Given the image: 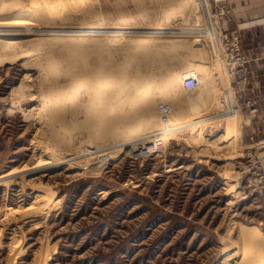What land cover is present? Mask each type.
Segmentation results:
<instances>
[{
  "label": "rangeland",
  "instance_id": "rangeland-1",
  "mask_svg": "<svg viewBox=\"0 0 264 264\" xmlns=\"http://www.w3.org/2000/svg\"><path fill=\"white\" fill-rule=\"evenodd\" d=\"M24 1V5L30 4ZM78 3H90L85 8L96 17L88 13L85 18L73 19ZM39 4L29 5L30 12H37ZM41 4L63 11L50 25L65 29L100 22L142 28L180 27L186 22V27H192L186 18L170 23L163 20L180 0H42ZM225 5V1L208 0L211 20L218 22L219 28L221 18H228L231 12L229 7L230 12H225ZM195 6L186 16H195L205 29L201 52L209 53L211 64L225 77L221 93L210 95L216 89L214 85L209 97L223 100L227 91L231 105L221 113H237L234 122L213 125L195 147L185 143L184 134L162 150L151 148L142 155L132 146L124 149L116 144L149 125L143 124L149 121L142 113L146 94L156 96L147 105L150 111H156V103L164 105L160 123L191 114L189 103L195 100V90H182V85L175 83L176 76L192 68L186 65L193 57L191 37L175 41L178 57L166 52L174 42L158 50L148 48L146 67L141 50L125 45H113L112 50L103 36L82 42L67 39L66 34L42 37L30 58L0 65V175L27 169L15 174L14 179L0 181V264H264V224L253 214L254 202L261 198L257 194H264V180L257 181L253 189L248 180L250 169L264 173L257 156L244 147L250 134L243 119L254 110L253 102L239 106L236 96L242 103L245 95L232 85V80L246 83L248 76H226L224 47L219 41L223 51L220 61L210 49L205 14L198 3ZM220 31L216 32L218 38ZM139 35L127 37H143ZM61 44L58 51H46L44 55L53 59L63 53L58 60L71 64L53 70L39 50ZM201 52L195 53L196 58ZM119 53L127 56L122 64L124 76L117 72L118 64H93L106 58L123 59ZM134 57V62L139 57L140 62L134 63ZM132 62L142 67L144 79L127 74L129 69L131 74L136 69L131 67ZM214 68L208 67V73ZM21 82L27 84L23 90L26 93L17 101L12 90ZM217 85H221L220 80ZM50 97H56L57 102L44 103V113L42 100ZM182 107L189 109L183 113ZM155 118L159 120L156 113ZM60 132L65 136L60 137ZM52 141L60 145L56 148ZM85 145L99 149L96 153L103 156L117 157L108 160L101 170L90 171L84 167L89 159L69 160ZM47 146L56 149L59 159L69 161L49 170L28 172L45 157Z\"/></svg>",
  "mask_w": 264,
  "mask_h": 264
},
{
  "label": "bare ground",
  "instance_id": "bare-ground-1",
  "mask_svg": "<svg viewBox=\"0 0 264 264\" xmlns=\"http://www.w3.org/2000/svg\"><path fill=\"white\" fill-rule=\"evenodd\" d=\"M29 1H30V4L24 5V2H25L24 0H0V65L8 62V60L10 61L12 59L14 60V59H17L20 57L21 58L25 57L24 59H27L28 57L30 58V56H32V54H34L35 51L38 50V49H33V48H35V46L38 44V42L41 39H43L42 37L54 38V37H60L64 34L67 35V37H66L67 39L77 40V41H82V42L90 40V39H96L98 36H100V37L103 36V38H104L103 41L106 40L108 42V45L112 46V48H111L112 50H114L113 45H125L126 47L135 48L136 51L141 50V51H143V54H141V55L145 56V67H146V50L148 48L151 47V49H153L152 48V46H153L156 48V49L154 48L155 50H158L159 48H162V47L165 48L166 43L174 42L173 46L166 48L167 49L166 52H168L169 55L172 53L177 54V50L179 47L175 41L183 39L185 36L192 38L191 39V44H192L191 45L192 46L191 52L200 53L202 47L205 45L204 38H203L205 29H203V25L202 24L200 25V21H198L195 18V16H189V17L186 16L188 11L194 9L193 7L196 5V3H198L199 8L204 12L205 17H206L207 25L205 24V26L209 27V31L207 30V33L209 34L210 43L212 44L210 49H212L214 51L215 56L218 57L220 59V61H221V57L223 56L222 55L223 51L221 49V43L219 42V38H218V33L220 31L219 23L211 20V15H210L209 10H208V0H180V4L176 8H174L171 11H167V13H165V15H164L163 20L166 23H170L171 21L176 20L178 18H182V19L186 18L187 21H189V22L191 21L192 24H190V25H192V27L191 26L186 27L185 26L186 22H185L184 26L182 25L180 27L158 25L155 27L154 26L153 27H144L143 26L144 28H142L141 26L138 27L139 25L130 26L127 23H121L117 26L116 25L112 26V25H109L110 23L106 24L104 22H100V23H97V24L92 25V26L78 25V26H75L73 28L67 27L66 29L62 26H54L52 24L50 25V22L52 19L58 18V17L63 15L62 10H56L55 8L50 7V6H43L41 4L42 0H41V2H40V0H29ZM33 2H38L40 4L36 7L37 12L35 11L34 13L33 12L31 13L29 5H33ZM94 2H95V0H94ZM89 4L90 3H86V4L78 3V6L75 9V15H74L73 19L79 18V17L85 18L88 15V13L90 16L96 17L95 15L90 14L89 9L85 8V7L89 6ZM82 7H84L83 10L81 9ZM195 7H197V6H195ZM84 9H86V10H84ZM37 13H38V16H37ZM88 22H90V21H88ZM92 22L93 21H91V23ZM217 31H218V33L216 34ZM138 34L143 35V37H138V38L127 37V36H134L135 37ZM141 35H139V36H141ZM100 37H98V38H100ZM154 41H156L157 43L153 44ZM184 43L185 42L183 41L182 44H184ZM63 45L64 44H61L57 47H53V46L41 47L39 50V55L46 61V65L48 67L52 66L53 70H56L57 68H59V65L60 66H69L71 63L58 60V59H62L64 57L63 53H59L57 55V58L53 57V59H49V57H47V54L44 55V52L48 51V52L54 53V52L58 51L59 47L60 48L63 47ZM189 48H191V47H189ZM126 50H128V49H126ZM3 51H4V53H2ZM149 51L150 50H148V52ZM163 53H164V51H163ZM211 53H212V51H211ZM20 54H22V55H20ZM150 54H152V53H150ZM154 54H157V53H154ZM118 56L119 57L122 56L123 59L119 58L116 61H112V60L106 58L103 60L94 61L93 64L99 65V66H102V65L113 66L114 64H118L119 69L117 70V72L119 74H121L122 76H124L126 73L122 67V64L125 61L127 56L125 55V53L124 54L119 53ZM149 56H151V55H149ZM172 56H173V54H172ZM139 59H140V57H139ZM139 59L136 58V60H137L136 62H138ZM81 60H84V59L82 58ZM151 60L153 61L154 59H152V57H151ZM157 60H159V59H157ZM213 60H214V63L217 64V62L214 58H213ZM134 61H135V57L133 58V62ZM133 62H132L131 67L134 68L138 65V63L140 61L137 63V65L134 64L136 62H134V63ZM149 62H151V61H149ZM154 62L155 61H153V63ZM159 62H161V61H159ZM34 63L36 64V62H34ZM155 64H156V62H155ZM157 64H158V62H157ZM187 64H189V63L187 62ZM201 64L204 65L203 62ZM201 64H196V65L192 66V68H186V70L183 73H181L179 76H176V78H175L176 79L175 83H177L176 85H178V84L182 85V79L185 75H195L198 79V85H197L195 91L193 92L194 93L193 97H195V100L193 99L189 103L190 104L189 106L192 109V112L190 115L184 117L181 120H177L178 118H180V117H178L175 119L174 118L170 119L169 121H166V123H160L159 121H162L161 117H163L165 115L164 105L160 104V103H156V108H155L156 111L155 110L150 111V109L148 108L147 105L156 96L152 93V94H148V97H147V94H146L145 98H142L144 101V107H143L142 113L145 115V117L149 121L145 120L143 124H145L146 122H149L148 123L149 125L147 124L148 126L145 129L133 132L131 136L123 138L122 140L118 141V143H116V144H119L121 146V148H124V149H128V147L131 148V146H132L133 151L142 155V154L147 153L148 150L151 148L152 149L157 148V150L160 151L165 146H167L168 144L177 141L178 138H180V136L182 134H184V139L183 138L182 139L185 141V143L188 142L186 144L193 145L195 147L199 144L200 140H202L204 138L205 134L206 135L208 134V132L211 130L210 128L214 127L213 125H217V126L221 127L223 124H228L230 122H234V120L237 116V113H234L233 115H227L225 113H221V112H223V109L225 108V106L231 105V99H230V96L227 93V91L226 92L224 91L226 97H224L223 100L220 97H218L217 100H214L213 98L209 97L210 95L213 96V95L221 93L222 87L225 85L224 75H222V72L219 69H217V67H215L216 65H213V63L210 65L208 64V66L204 65L205 67L201 66ZM160 65H161V63H160ZM164 66H165V63H164ZM208 67H212V68L215 67L214 69L211 70L212 73L209 72V73H211V76H209ZM140 68H142V67H140ZM140 68L136 67V69H134L132 74L130 73L131 69H129L127 74L130 77L136 78L137 80H139L140 78L144 79V75L146 73L144 74L143 69H140ZM147 68H149V67H147ZM160 68H163V65ZM156 70H158V69H156ZM223 70H224L226 76L228 77L229 74H228L226 65H224ZM144 71L145 72H151V73L154 72V74L156 75L155 71H152L151 69H150V71H148V69H145ZM214 72L216 74V77L213 76ZM79 74H80V72H79ZM157 75H158V73H157ZM148 77H146V79ZM215 80H216V82H215ZM219 80L221 82L220 86L217 85V81H219ZM166 81H167V78L165 81H162V83H165ZM26 85L27 84L21 82L19 87L14 88L12 90L13 94H15V96H16L17 101L25 95L26 92H23V90H25L24 88ZM214 85H216V87H215L216 89L212 90L210 95H209L211 87ZM180 90H181V87H180ZM182 90H183V88H182ZM147 92L148 91H144V93H147ZM188 97H189V95H188ZM56 99H57L56 97H50L46 102L42 100V104H43L42 107H43L44 113L47 112V108L44 105V103L45 104L56 103L57 102ZM154 100H155V98H154ZM185 103H186V101H185ZM175 106H178V105H175ZM167 107L169 109L171 106H167ZM185 109L188 110L189 108L187 109V108L182 107L183 113H185ZM11 111H13V109ZM28 113H30V112L28 111ZM155 113L157 116L159 115V120H157V118H155ZM215 113L216 114L220 113V114L216 116V115H214ZM46 116H47V114H46ZM153 118L155 120H152ZM65 134H66L65 132L62 134L60 132L59 136L63 137V136H65ZM139 140H141V141L138 142ZM181 142H183V141H181ZM51 143H52L51 145L56 147V148L58 145H60L59 142L52 141ZM46 144H47V142H46ZM108 144H111L109 146H112L115 143H108ZM54 149L55 148H53V147L50 148L47 146V148H45V151L43 152V154H45L44 155L45 157H41L39 159L38 163L35 166H33L32 168H30L28 170V172H36L39 170L48 169L50 167L55 166L56 164L65 163V161L68 158L59 159V156L55 155L54 152L56 151V149L55 150ZM97 150H99V149L93 148L89 145L82 146V147H80L78 152H75L74 154L69 156V160L70 159L72 160L74 158H76V159L84 158L85 160L89 159L91 162H89L88 165L86 164L87 166H84V167L89 169L90 171L96 172L98 170H101V167L105 166L108 160H113V158L117 157V155H113L112 157L103 156L102 154L96 153ZM120 150L121 149H118L117 152H119ZM51 156H53V157H51ZM48 157H51V158H48ZM52 158H54V160H51ZM57 159H59V160H57ZM69 160H67V161H69ZM93 164H96V166H92ZM13 170L14 169L7 171V172L3 173L2 175H0V181L14 179L15 174H17L18 172H24L27 169L21 168V169H18L16 171H13Z\"/></svg>",
  "mask_w": 264,
  "mask_h": 264
},
{
  "label": "crops",
  "instance_id": "crops-1",
  "mask_svg": "<svg viewBox=\"0 0 264 264\" xmlns=\"http://www.w3.org/2000/svg\"><path fill=\"white\" fill-rule=\"evenodd\" d=\"M225 3L231 12L228 18H221L222 27L219 29L221 31L237 30L242 52L248 61L247 85L241 80L239 82L232 80V85L238 91L242 89V94L245 95V100L241 103L242 98H238L234 92L238 105L245 104V101L253 102L254 110L248 112L243 119L248 122L246 126L250 134L249 141L244 147L247 146V152L257 156L264 173V0H225ZM179 54L177 51V57ZM193 54L195 55H193L194 58L192 57L193 60L186 65L192 67L202 62L206 66L211 64L208 52L206 54L201 52L197 58L195 52ZM257 196L261 198L255 200L253 214L264 224V194L260 193Z\"/></svg>",
  "mask_w": 264,
  "mask_h": 264
},
{
  "label": "built area",
  "instance_id": "built-area-1",
  "mask_svg": "<svg viewBox=\"0 0 264 264\" xmlns=\"http://www.w3.org/2000/svg\"><path fill=\"white\" fill-rule=\"evenodd\" d=\"M218 1L224 2L225 0H218ZM224 9L226 13L230 12V10L227 9V5H225ZM219 41L222 43L224 47V53L226 55L225 62H226V68L228 74L231 77L237 78L241 76L245 78V76L248 73L246 67L247 59L242 52L240 45V38L237 30L220 31ZM197 85H198V79L195 75H185L182 79V88L185 91H189V92L194 91ZM254 167L255 166H252V168ZM248 180L252 189L257 188V181L264 180V174L261 173L258 174L255 170L250 169V175Z\"/></svg>",
  "mask_w": 264,
  "mask_h": 264
}]
</instances>
